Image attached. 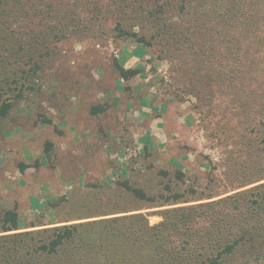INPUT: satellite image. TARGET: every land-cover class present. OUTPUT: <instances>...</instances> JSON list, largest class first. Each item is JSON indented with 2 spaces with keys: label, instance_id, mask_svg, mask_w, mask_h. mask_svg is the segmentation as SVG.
Returning <instances> with one entry per match:
<instances>
[{
  "label": "rangeland",
  "instance_id": "rangeland-1",
  "mask_svg": "<svg viewBox=\"0 0 264 264\" xmlns=\"http://www.w3.org/2000/svg\"><path fill=\"white\" fill-rule=\"evenodd\" d=\"M251 22H264V0H0V104L13 103L0 121V214L22 222L7 234L233 210L264 183V109L226 96L210 112L189 94L199 64L185 53ZM225 57L212 67L234 69ZM263 245L247 237L222 264H264Z\"/></svg>",
  "mask_w": 264,
  "mask_h": 264
},
{
  "label": "trees",
  "instance_id": "trees-1",
  "mask_svg": "<svg viewBox=\"0 0 264 264\" xmlns=\"http://www.w3.org/2000/svg\"><path fill=\"white\" fill-rule=\"evenodd\" d=\"M26 13L32 18L38 17L35 12ZM39 44L32 40L28 50L37 51ZM13 48L17 53L20 51L17 44ZM191 53L193 58L189 57ZM221 53L226 56L224 68L232 64L234 69L222 71L212 67ZM185 54L187 64H199L189 78V94L210 106V112L214 110L213 101L226 96L232 97L229 103H241L247 113H253L258 107L264 109V22L233 28L204 43L200 50H188ZM121 75L129 78L134 72L121 70ZM12 108V102L0 104V121ZM254 168L247 169L248 175L256 172ZM177 177L182 179L181 171ZM258 180L249 178L248 183ZM124 188L139 200H154L128 184ZM239 195L241 199L226 214L171 216L167 211L164 220L155 226H150L142 214H135L88 225L7 234L21 230L22 222L16 209H6L0 214V234H4L0 235V264H86L87 260L92 264H106L110 260V264H222L223 258L233 255L245 238L264 239V183ZM181 199L178 196L170 203ZM83 226L93 228L83 231Z\"/></svg>",
  "mask_w": 264,
  "mask_h": 264
}]
</instances>
